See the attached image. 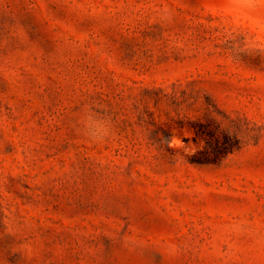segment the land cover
I'll list each match as a JSON object with an SVG mask.
<instances>
[{"label":"rangeland","instance_id":"obj_1","mask_svg":"<svg viewBox=\"0 0 264 264\" xmlns=\"http://www.w3.org/2000/svg\"><path fill=\"white\" fill-rule=\"evenodd\" d=\"M0 264H264V0H0Z\"/></svg>","mask_w":264,"mask_h":264}]
</instances>
